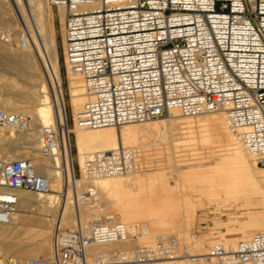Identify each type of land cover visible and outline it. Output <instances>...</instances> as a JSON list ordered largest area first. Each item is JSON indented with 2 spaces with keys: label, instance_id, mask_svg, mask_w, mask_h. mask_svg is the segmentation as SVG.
I'll use <instances>...</instances> for the list:
<instances>
[{
  "label": "built area",
  "instance_id": "obj_1",
  "mask_svg": "<svg viewBox=\"0 0 264 264\" xmlns=\"http://www.w3.org/2000/svg\"><path fill=\"white\" fill-rule=\"evenodd\" d=\"M65 13L63 51L83 76L89 100L79 124L92 129L121 128L159 120L171 108L184 115L221 112L230 132L264 168V0H47ZM62 32V31H61ZM17 37L27 49L24 29H6L2 41ZM73 122L75 118L73 116ZM0 127L26 132L31 118L0 110ZM69 121L56 118L43 130L40 153L66 157L63 134ZM70 154L72 153L69 147ZM139 153L120 146L85 160L88 179L129 175L138 169ZM50 180L28 159L0 164V226L11 224L18 192L47 194ZM75 194V195H74ZM93 189L72 191L73 227L57 226L52 260L19 261L0 253V264H80L92 245L125 242L129 227L114 217L83 223L80 205H92ZM175 236L122 252L114 264H149L181 257ZM214 262L264 264V233L234 245L216 244ZM94 264H103L95 262Z\"/></svg>",
  "mask_w": 264,
  "mask_h": 264
},
{
  "label": "bare ground",
  "instance_id": "obj_2",
  "mask_svg": "<svg viewBox=\"0 0 264 264\" xmlns=\"http://www.w3.org/2000/svg\"><path fill=\"white\" fill-rule=\"evenodd\" d=\"M58 14L63 33L64 10L59 8ZM55 16L46 0H0V110L31 118L30 129L23 133L15 135L0 127V164L29 159L36 172L50 180L51 189L47 194L18 192L19 203L11 224L0 226V253L19 261L34 258L51 261L53 224L48 217L56 213L62 196L64 204L57 224L73 227L75 207L70 201V192L75 189L78 195L90 188L97 194L94 204L80 205L83 223L99 217H114L126 224L130 233L125 242L90 246L80 264L97 261L114 264L123 252L115 248L132 247V234L135 235L137 227L139 246L154 245L170 235L182 241L181 250L185 255L180 258L183 259L150 264L214 262L212 248L216 244L234 245L237 240L264 233V168L256 165L253 156L230 132L224 113L188 116L171 108L167 120L123 126L120 132L114 127H86L76 120L89 100L85 81L66 59L70 108L75 123L63 134L65 159L60 154L51 159L41 155L43 130L58 117L64 124L68 121ZM22 26L31 37L29 48H21L17 37L12 43L2 41L6 29L16 32ZM40 63L45 78L39 69ZM71 134L75 136L79 172L85 168L88 157L120 146L138 151V169L125 177L88 179L82 173L78 179L74 157L69 152V147L72 151ZM151 156H158L162 164L150 165ZM189 156L192 158L188 159ZM175 168L193 170L185 175L187 184L177 186L179 190L168 185L169 173ZM193 179L201 182L199 187L191 183ZM64 187H67L65 192ZM204 199L214 207L216 215L227 214L228 220H217L212 232L202 239H193L188 232L189 220L197 209L204 208ZM234 209L238 213H227ZM221 226L227 229V234L218 232ZM226 236L235 237L229 240ZM194 257L199 258L191 259Z\"/></svg>",
  "mask_w": 264,
  "mask_h": 264
},
{
  "label": "rangeland",
  "instance_id": "obj_3",
  "mask_svg": "<svg viewBox=\"0 0 264 264\" xmlns=\"http://www.w3.org/2000/svg\"><path fill=\"white\" fill-rule=\"evenodd\" d=\"M47 2V0H46ZM48 3V2H47ZM49 4V3H48ZM50 5V4H49ZM54 12H55V18H56V30H57V41H58V51H59V59H60V65H61V76H62V79H61V86H62V89H63V93H64V97H65V101H66V106H67V114H68V121H69V125L70 127H73L74 126V122H73V113H72V109L70 108V97H69V87H68V80H67V76H68V72H67V68L65 67V57H64V51H63V37H62V32H61V23H60V16L57 12L56 9H54ZM29 12V11H28ZM39 69L41 71V74L42 76L45 78V71L43 69V65L40 63L39 64ZM5 92V91H4ZM1 93V92H0ZM3 93V92H2ZM181 113V112H180ZM216 113H220V112H216ZM182 114V113H181ZM184 115V114H183ZM167 120L168 119V115L165 116L164 118H161L159 120H154V121H148V122H157V121H161V120ZM132 125V124H131ZM118 132H120V128H116ZM16 135V134H15ZM71 142H72V154H73V157H74V164H75V169H76V177L78 179H81L82 178V175L81 173L79 172V169H78V158H77V151H76V147H75V136L74 134H71ZM152 153V152H150ZM192 157H188V159H190ZM154 159V160H153ZM156 159V160H155ZM159 157L158 156H151L150 157V165L152 166H156L158 164H162L159 160ZM162 161V160H161ZM154 162H156V165L154 164ZM158 163V164H157ZM215 165V164H214ZM209 167V166H208ZM213 168V166H210L209 168ZM204 169H207V168H204ZM166 171H169V170H166ZM177 171V172H176ZM193 171L192 168H175L174 170L171 171V174L169 173V178L170 180L168 181V185L170 186V188L172 189H176L178 185H182L184 183H186V179H185V175L189 172ZM165 172V171H164ZM179 176H178V175ZM131 175V174H130ZM130 175H124L125 176H130ZM177 175V176H176ZM183 176V177H182ZM177 177V178H176ZM183 180V181H182ZM179 181V182H178ZM195 179H193V181H191V183H195L196 185H198V187L200 186L201 182L200 181H196ZM200 182V184L198 183ZM187 184V183H186ZM193 184V185H195ZM195 185V186H196ZM197 187V186H196ZM67 187H64L63 189V192L66 191ZM178 189V188H177ZM87 190V189H85ZM179 190V189H178ZM71 191V189H70ZM84 191V190H82ZM72 192H70V196L72 197L71 195ZM70 197V198H71ZM59 204H58V207H57V211H55L56 213H53V216H50L48 217L50 219V222L51 224H53V228H52V241H53V236L55 234V231H56V228H57V222L59 221V213L61 212L60 210H62L63 208V204H64V198L61 196L60 197V200H59ZM72 202V198L70 200ZM195 202L196 204H199V200L198 199H195ZM203 202H205V206L203 209H197L196 210V213H195V216L193 218H190L189 220V224H190V227H189V235L190 237H192L193 239H202L204 238L206 235H208L210 232L213 231V229L216 228V225L215 223L218 221H222V222H225L228 220V216L227 214L226 215H223V216H220V215H216L215 212H214V207L213 206H209V203H206V199L203 200ZM198 206V205H197ZM235 210V209H234ZM231 210V211H227V213H238L237 210ZM17 213V212H16ZM30 215H33L32 212L28 213ZM58 216V217H57ZM75 216V215H74ZM238 214L235 216L237 217ZM75 218V217H74ZM184 220V218L182 219ZM221 222V223H222ZM218 232L220 234H227V229L224 228V226H221L218 230ZM135 235L132 234V240H133V246L130 247L129 249L127 247H123L122 249L117 247L115 248V251H117L118 249L119 250H122L123 252H132L134 249H137V248H140V247H148V246H152V245H147V246H139V243L138 242V237L140 236V229L139 227H137V229L135 230L134 232ZM139 234V235H138ZM170 236H175V235H170ZM169 236V237H170ZM169 237H166V238H169ZM176 237V236H175ZM235 237V236H233ZM233 237H230V236H226V239H231ZM178 238V237H177ZM179 239V238H178ZM229 239V240H230ZM217 240H219V238H217ZM216 240V241H217ZM137 241V242H136ZM240 240H237L236 242H238ZM182 241H180V247H182L181 244ZM118 250V251H119ZM180 253H181V256L182 255H185L184 253V250L180 249ZM198 259L199 257H194V258H191V259ZM34 259H41V258H34ZM180 259H183V258H180ZM25 260H28V259H25ZM44 260V259H43ZM20 261H24L23 260H20ZM166 261H171V260H160V261H156V262H152V263H157V262H166ZM107 262V260L105 261ZM150 264V263H149Z\"/></svg>",
  "mask_w": 264,
  "mask_h": 264
}]
</instances>
